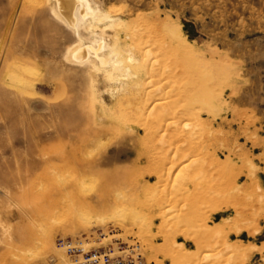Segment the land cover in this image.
Listing matches in <instances>:
<instances>
[{"label": "rangeland", "instance_id": "1", "mask_svg": "<svg viewBox=\"0 0 264 264\" xmlns=\"http://www.w3.org/2000/svg\"><path fill=\"white\" fill-rule=\"evenodd\" d=\"M87 1L117 21L81 37L140 60L116 99L67 59L51 0H0V264H70L56 242L83 238L141 264H264V0ZM178 26L201 55L175 52Z\"/></svg>", "mask_w": 264, "mask_h": 264}, {"label": "bare ground", "instance_id": "2", "mask_svg": "<svg viewBox=\"0 0 264 264\" xmlns=\"http://www.w3.org/2000/svg\"><path fill=\"white\" fill-rule=\"evenodd\" d=\"M51 1L53 2V5H54V14L56 15V17L59 20H61L62 22H64L69 28H71L73 30V32L75 33L77 39H78V42L68 52L67 59L70 62L75 63V64H85V63H92L93 61H95L96 65H97L96 69L97 70H104L105 72H107L108 79L112 82V84L115 85V91L111 92V94H112L111 97L114 99L118 98L119 93H123L125 91V89L128 88V86H129V88L131 87L130 86L131 82L128 84L129 81H132V83H133L135 80L134 85L136 87L139 86V82H141V81H138V79H139V78H137L138 74H135L134 72H132V70L140 67V60H138L134 56V54L132 53L131 50H127V49L125 51L123 50L124 53L127 55V59H125L126 62H124L123 60H121L119 58V56H120L119 45L114 46V47H110L101 38H97L93 42H86L81 37V35L79 33V26L83 25L85 23H88L90 25L94 24L96 27H98V26H105L106 27L108 25L110 27H113V26H115L114 24L117 21L116 19L112 18L108 14L101 13L98 10L92 9L90 7L89 1H87V0H51ZM171 29H172L171 27L166 28L163 31V33L166 36L165 38L168 39L169 42L175 48V50H176L175 52H178V53H180L186 57L188 56L189 58L190 57L191 58L197 57L201 53V49L196 47V44L193 41L187 40L186 36L183 35L180 26H178L176 28V30H174V29L171 30ZM125 30H126V27H125ZM125 30H123L124 31L123 33H125ZM131 30H133V29H131ZM131 30H128V31L131 32ZM116 32H118V31H116ZM129 34L130 33H128V36H130ZM129 39H131V38L129 37ZM135 47H136V45H135ZM208 52H210V55L215 59V61L217 60V61H220L221 64L228 65L229 62L225 58V56L223 57L220 53H218L215 50H211V51L208 50ZM208 58H210V57L208 56ZM143 62L141 64H144ZM207 63H208V61H207ZM228 67H227V69H228ZM212 68H213V66H212ZM221 69L224 70V68H221ZM224 72H225V70H224ZM227 72H230V71L228 70ZM224 74H226V73H224ZM228 77L230 78V76H228ZM152 97H150V98H152ZM116 101H118V100H116ZM248 179L252 181L251 177H249ZM255 189L257 190V188H255ZM255 195H257V194H255ZM261 197H259V199ZM257 198H256V200H257ZM263 198H264V196L261 199H263ZM260 200L259 201L257 200V202L259 203ZM218 211L219 210H214V212H212V213H216ZM192 242H194L197 245L196 241H192ZM179 246H183V245L180 244Z\"/></svg>", "mask_w": 264, "mask_h": 264}, {"label": "built area", "instance_id": "3", "mask_svg": "<svg viewBox=\"0 0 264 264\" xmlns=\"http://www.w3.org/2000/svg\"><path fill=\"white\" fill-rule=\"evenodd\" d=\"M87 243L86 238L59 239L56 248L66 255L70 264H141V256L134 249L88 250Z\"/></svg>", "mask_w": 264, "mask_h": 264}]
</instances>
